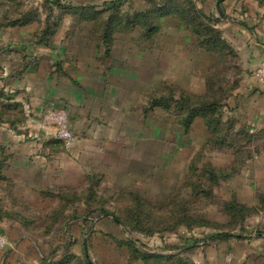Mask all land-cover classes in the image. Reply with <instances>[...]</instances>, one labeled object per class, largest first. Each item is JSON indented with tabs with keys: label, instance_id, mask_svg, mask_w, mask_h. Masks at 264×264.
<instances>
[{
	"label": "rangeland",
	"instance_id": "1",
	"mask_svg": "<svg viewBox=\"0 0 264 264\" xmlns=\"http://www.w3.org/2000/svg\"><path fill=\"white\" fill-rule=\"evenodd\" d=\"M217 1L0 0L1 34L15 21H30V28L18 26L21 30H16L27 31V35H18L25 37L21 52L27 54L39 46L54 45L57 50L65 37H99L96 22L82 20L83 6L100 11L104 5H115L118 19L137 23L134 31L120 27L115 37L121 32L144 37L148 28L154 31L160 48L168 42L164 38L173 34L183 38L187 49L192 46L187 37H193L196 49V37L188 28L174 30V22L185 28L183 21L172 16L175 10L184 12L188 25L214 27L220 36L214 40L217 54L203 48L211 47L207 37L200 48L205 53L202 64H210L204 73L207 90L199 96L185 92V99L193 103L219 105L216 114L206 117L212 131L206 126L202 130L199 123L191 129V124L179 140H162L164 154L154 159L152 180L124 194L103 185L98 190L91 186L88 193L81 187L66 198L44 200L28 189L26 195L21 190L17 198L0 194V236L6 239L0 264L262 263L264 238L259 221L264 213V125L258 127L247 116L249 105L242 106L249 92L243 91L241 77L245 70L249 82L264 85L256 77L264 64V49L253 56L250 47L246 53L240 48L250 37L246 31H256L264 12L239 10L235 8L239 0H223L220 8L227 18L221 19ZM253 1L264 11V0ZM68 5L73 8L63 10ZM14 33L5 35L14 37ZM80 45L87 54L95 50L93 43ZM124 46L103 42L96 51H123ZM132 46L143 49L145 44ZM17 47L20 49L16 45L7 51L2 48L0 54L22 49ZM262 95L261 91L255 95L256 99L260 96V104ZM160 118L154 114L155 121ZM175 125L171 124L173 131Z\"/></svg>",
	"mask_w": 264,
	"mask_h": 264
},
{
	"label": "crops",
	"instance_id": "2",
	"mask_svg": "<svg viewBox=\"0 0 264 264\" xmlns=\"http://www.w3.org/2000/svg\"><path fill=\"white\" fill-rule=\"evenodd\" d=\"M236 6L248 12H264L253 0H239ZM173 26L176 31L186 29L175 22ZM22 27L28 29L30 25ZM133 27L128 31H134ZM17 29L13 26L6 31L15 32L14 37L0 33V50L7 51L13 45L15 49L22 47L25 37L18 35L27 31ZM246 32L250 37L240 49L246 53L250 47L254 56L264 49V18L256 31ZM120 34L113 35L111 43L125 45L123 51L99 52L96 47L104 42L103 38L77 36L61 39L60 44L66 47L59 46L57 50L49 45L37 47L33 54L21 52L23 47L0 54L1 196L17 198L21 190V195H26L28 189L42 200L50 196L66 198L81 187L88 193L92 187L98 190L99 185L124 194L152 180L154 159L164 154L162 140H179L184 130L175 116L151 107L150 101L169 91L198 96L204 93V73L210 64H202L205 53L198 45L195 49L191 36L187 39L192 46L187 49L183 38L173 34L164 38L168 42L161 48L155 36ZM80 43H93L94 52L81 51L84 46ZM142 43L143 49L132 46ZM241 79L243 91L249 92L242 106L249 105L247 116L254 118L258 127L263 126L264 102L260 104V96L256 99L255 95L258 91L264 93V85L249 82L245 70ZM47 110L66 114L75 138L71 148L66 149L56 140L51 128L37 125ZM154 114L161 118L155 121ZM200 119H194L191 129L199 123L206 130ZM172 123L176 124L175 131ZM261 214L259 225L264 238V213Z\"/></svg>",
	"mask_w": 264,
	"mask_h": 264
},
{
	"label": "trees",
	"instance_id": "3",
	"mask_svg": "<svg viewBox=\"0 0 264 264\" xmlns=\"http://www.w3.org/2000/svg\"><path fill=\"white\" fill-rule=\"evenodd\" d=\"M261 3V2H260ZM57 7V6H56ZM84 8H81L83 10V21L90 22L91 24H96L98 25V34L101 38H103L104 42L109 45L112 42V36L114 33L120 28H131L137 23L135 21L129 22L123 21V19H118V10L117 7L113 4L109 5H104L103 10H110L111 14L106 15L102 9L100 11H93L94 7H86L83 6ZM58 8V7H57ZM73 8L71 5H68L64 7L63 10L66 9H71ZM107 12V11H106ZM172 16H174L178 21L184 22L185 28H188L193 35L196 37V42L197 45L201 48H203L208 51V52H213L216 53V41H214L216 38L218 39L220 36L217 32V30L214 27L211 26H203L202 24L198 25L197 28L195 29L194 26L188 25L187 22V17L184 16V12L181 13L180 11L175 10L174 13H171ZM30 22V21H29ZM29 22L21 23L15 21L12 23L10 26H25L28 25ZM129 26V27H128ZM188 26V27H187ZM146 28V26H145ZM156 33V32H155ZM49 35L52 33H48ZM144 34L149 38L150 36H154V31L151 32V29H146L144 31ZM39 36H41L39 34ZM208 38L206 41L209 42L211 47H206L202 45V40L204 38ZM202 45V46H201ZM217 54V53H216ZM206 90H207V85H206ZM175 92L169 91L167 95H163L159 98H153L150 101V106L155 108L159 107L164 110H167L169 113H171L173 116L176 117L177 122L179 125L182 127L184 132L186 129L188 130L192 122L194 121L195 118L201 117L204 119L205 126L208 128V131L211 130V122L206 118L208 115H213L216 114V111L219 108V105L216 103H210V104H201L199 100H197V103H193V101L185 99V92H181L180 95L177 97L174 95ZM192 98H197V97H192ZM1 105V103H0ZM212 134V132H210Z\"/></svg>",
	"mask_w": 264,
	"mask_h": 264
},
{
	"label": "built area",
	"instance_id": "4",
	"mask_svg": "<svg viewBox=\"0 0 264 264\" xmlns=\"http://www.w3.org/2000/svg\"><path fill=\"white\" fill-rule=\"evenodd\" d=\"M256 77L264 80V64L259 67ZM40 128H51L56 140H59L66 149L74 144L75 138L70 130L67 116L61 110H47L37 123ZM6 245V239L0 236V250Z\"/></svg>",
	"mask_w": 264,
	"mask_h": 264
},
{
	"label": "water",
	"instance_id": "5",
	"mask_svg": "<svg viewBox=\"0 0 264 264\" xmlns=\"http://www.w3.org/2000/svg\"><path fill=\"white\" fill-rule=\"evenodd\" d=\"M223 0H219V1H217V3H216V11H217V13H218V15H219V17L221 18V19H226L227 17V15L225 14V13H223L222 11H221V8H220V4H221V2H222Z\"/></svg>",
	"mask_w": 264,
	"mask_h": 264
}]
</instances>
